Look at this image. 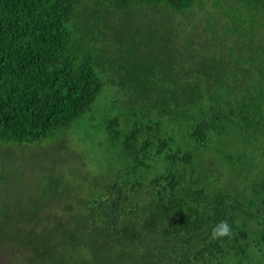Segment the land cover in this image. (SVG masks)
Returning a JSON list of instances; mask_svg holds the SVG:
<instances>
[{
    "label": "trees",
    "instance_id": "trees-1",
    "mask_svg": "<svg viewBox=\"0 0 264 264\" xmlns=\"http://www.w3.org/2000/svg\"><path fill=\"white\" fill-rule=\"evenodd\" d=\"M115 11L166 24L124 47L88 23ZM104 86L121 96L96 116ZM72 129L85 160L9 175ZM0 151L7 264H264V0H0Z\"/></svg>",
    "mask_w": 264,
    "mask_h": 264
},
{
    "label": "rangeland",
    "instance_id": "rangeland-1",
    "mask_svg": "<svg viewBox=\"0 0 264 264\" xmlns=\"http://www.w3.org/2000/svg\"><path fill=\"white\" fill-rule=\"evenodd\" d=\"M98 15L96 17L91 15L88 17V23H95L98 20H107L110 26L111 21V31L110 35L113 39H116L120 43L123 41L132 42L131 45H123L124 47H134V45L139 46L141 44V40L144 41H155L160 37V33H162V28L164 24H166V18L162 15L157 13H152L149 11V15L141 16L138 19V22H134L137 19V15L132 16L131 11L129 12H117L115 11V15L108 19L106 14L103 12H97ZM170 17V16H169ZM168 17V18H169ZM174 20L186 22V17L179 16ZM119 82L118 79H115ZM116 87V86H115ZM106 86L103 87L100 95L98 96L97 100L93 104L94 115L98 116L104 108L107 107L109 104L108 101L113 102L115 100H119L118 98L121 96L119 92L116 91V88L106 97ZM111 105V104H110ZM112 110L114 111H121L123 110V106H121L120 101L113 103ZM116 113V112H115ZM97 118V117H96ZM98 120V119H97ZM79 134L76 132L75 129H72L67 134L63 135L62 137H58L49 141L48 143H43L46 140H43L40 143L32 144L31 146H26L27 148H23L22 146L16 147L18 150L16 151L10 158L11 160V168L7 171L9 175H18L20 172L17 169H24L29 173V171L34 170L36 165L42 164L43 159H46L48 156L52 154H56L57 157L66 156L70 161H80L81 158L85 160V156L81 157L83 153L84 146L78 141ZM93 143L86 145V149L89 153L88 157L91 156L94 159V163L96 166L101 168V171L104 169H112V166H109V156L112 155L111 151L107 153L105 151V145L102 141L100 136H95ZM39 144V145H37ZM35 153L38 155H35ZM2 152L0 151V157H3ZM79 154V155H78ZM78 156V157H77ZM87 156V155H86ZM34 172V171H33ZM3 174V173H2ZM34 175V173H30ZM83 181H81L82 183ZM34 184V182L32 181ZM32 184V186H33ZM0 256V264H7L8 261L2 259Z\"/></svg>",
    "mask_w": 264,
    "mask_h": 264
},
{
    "label": "clouds",
    "instance_id": "clouds-1",
    "mask_svg": "<svg viewBox=\"0 0 264 264\" xmlns=\"http://www.w3.org/2000/svg\"><path fill=\"white\" fill-rule=\"evenodd\" d=\"M232 235L231 225L227 220L219 221L215 227H213L211 232L212 239H219L222 237H227Z\"/></svg>",
    "mask_w": 264,
    "mask_h": 264
}]
</instances>
